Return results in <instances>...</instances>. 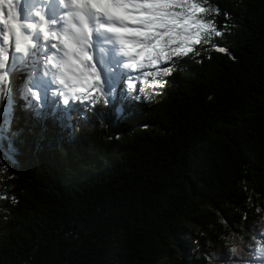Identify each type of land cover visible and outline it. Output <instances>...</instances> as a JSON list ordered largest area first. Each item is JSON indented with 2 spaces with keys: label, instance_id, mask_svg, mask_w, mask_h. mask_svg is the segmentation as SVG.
<instances>
[{
  "label": "trees",
  "instance_id": "trees-1",
  "mask_svg": "<svg viewBox=\"0 0 264 264\" xmlns=\"http://www.w3.org/2000/svg\"><path fill=\"white\" fill-rule=\"evenodd\" d=\"M196 2L223 34L159 83L123 76L108 103L42 106L25 96L32 67L11 68L0 264H259L264 0Z\"/></svg>",
  "mask_w": 264,
  "mask_h": 264
},
{
  "label": "snow or ice",
  "instance_id": "snow-or-ice-1",
  "mask_svg": "<svg viewBox=\"0 0 264 264\" xmlns=\"http://www.w3.org/2000/svg\"><path fill=\"white\" fill-rule=\"evenodd\" d=\"M22 2L0 0V95L11 68L23 64L43 68L42 74L34 71L29 76V83L45 90L56 86L52 95L62 97L63 105L70 101L94 105L101 98L108 103L121 79L118 68L150 66L155 69L153 82L159 83L155 77L171 75L174 58L187 56L223 34L214 19L206 18L213 12L219 15L220 9L196 0H56L63 5L58 11L46 15L41 9L23 16ZM37 18L38 22H23ZM128 87H136L131 78ZM29 95L40 100L39 91L26 87L25 96ZM260 235L261 247L255 253L264 260V233ZM230 251L239 255L236 246Z\"/></svg>",
  "mask_w": 264,
  "mask_h": 264
},
{
  "label": "rangeland",
  "instance_id": "rangeland-1",
  "mask_svg": "<svg viewBox=\"0 0 264 264\" xmlns=\"http://www.w3.org/2000/svg\"><path fill=\"white\" fill-rule=\"evenodd\" d=\"M175 59V58H174ZM11 61H9V64L11 65ZM164 65H162V67H163ZM148 67H150V66H146L144 69H141V70H134V71H138V72H142V71H145ZM33 70L34 71H39V73L40 74H42V72H43V68L41 67V68H39V69H33L32 68V73H33ZM148 71H150V68L149 69H147ZM117 72H118V70H117ZM28 81H29V79H28ZM52 86L53 85H49L48 87H50L51 89H52ZM53 96V95H52ZM114 109H115V107H114ZM258 260V259H257ZM260 264H264V260H260Z\"/></svg>",
  "mask_w": 264,
  "mask_h": 264
}]
</instances>
